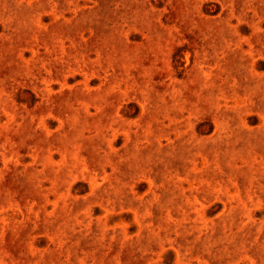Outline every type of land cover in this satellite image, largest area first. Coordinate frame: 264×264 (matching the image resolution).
<instances>
[{
    "label": "rangeland",
    "instance_id": "obj_1",
    "mask_svg": "<svg viewBox=\"0 0 264 264\" xmlns=\"http://www.w3.org/2000/svg\"><path fill=\"white\" fill-rule=\"evenodd\" d=\"M0 264H264V0H0Z\"/></svg>",
    "mask_w": 264,
    "mask_h": 264
}]
</instances>
